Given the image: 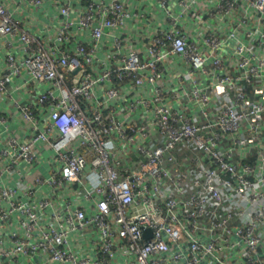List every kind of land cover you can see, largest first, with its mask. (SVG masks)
Returning <instances> with one entry per match:
<instances>
[{
  "label": "built area",
  "instance_id": "1",
  "mask_svg": "<svg viewBox=\"0 0 264 264\" xmlns=\"http://www.w3.org/2000/svg\"><path fill=\"white\" fill-rule=\"evenodd\" d=\"M0 264H264V0H0Z\"/></svg>",
  "mask_w": 264,
  "mask_h": 264
}]
</instances>
